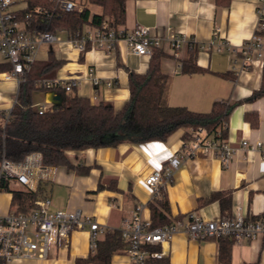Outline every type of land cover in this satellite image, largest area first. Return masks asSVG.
I'll return each mask as SVG.
<instances>
[{
  "label": "crops",
  "instance_id": "obj_1",
  "mask_svg": "<svg viewBox=\"0 0 264 264\" xmlns=\"http://www.w3.org/2000/svg\"><path fill=\"white\" fill-rule=\"evenodd\" d=\"M27 2H20L17 8L24 10ZM86 8L93 14L102 13L100 6L89 1ZM125 9L126 22L122 27L126 30L142 26L152 34L183 35L197 43L195 58L200 67L208 69L205 73L182 72V61L191 55L190 47L176 54L167 43L163 45L166 56L162 67L170 77L166 98L169 106L206 113L217 101L237 104L228 121L226 139L237 150L231 163L225 166L219 157L203 149L182 161L165 189L172 222L180 221L182 227L169 243L158 245L159 250H155L165 254L159 264H218L219 242L196 239L187 233L186 226L194 213L212 221L237 213L251 217L264 211V97L248 101L261 88L264 60L241 70V55L235 53L255 34L264 16V0H230L222 5L218 0H127ZM90 28L85 26L83 30ZM64 31L67 30L57 33L63 41L68 38ZM222 42L228 45L218 52L217 46ZM211 43V49L204 48ZM52 56L61 66L51 79L76 80L72 93L89 98L93 104L112 105L116 110L130 100L129 71L145 74L151 60L131 52L124 41L112 52L94 50L84 54L67 44L45 43L37 51L34 64L46 63ZM0 64H7L1 55ZM6 73H0V113L12 110L18 100L19 86L14 79L7 80ZM57 95L54 91L38 90L33 95L34 106L52 110L59 104L55 101ZM251 112L259 115L257 128L245 119ZM184 135L185 130L181 129L166 142L127 140L117 146L68 151L70 162L90 167L89 174L44 166L46 171L39 181L43 198L51 199L52 211L80 209L106 233L121 229L123 219L139 205H145L144 217L151 220L149 203L154 191L146 179L161 171L172 156L184 155ZM244 141L252 145L261 142L262 147L241 149ZM228 192L231 201L225 203L224 210L220 201L207 202L215 194ZM12 199V193H0L1 215L11 211ZM91 253L90 231L77 230L67 248L53 246L47 258L19 259L11 264H77ZM111 264H129L126 251L116 254ZM232 264H264V240L233 243Z\"/></svg>",
  "mask_w": 264,
  "mask_h": 264
},
{
  "label": "built area",
  "instance_id": "obj_2",
  "mask_svg": "<svg viewBox=\"0 0 264 264\" xmlns=\"http://www.w3.org/2000/svg\"><path fill=\"white\" fill-rule=\"evenodd\" d=\"M24 0H0V55L5 63L11 65V70L5 74L7 80L14 79L18 86L27 80L32 65L36 61L37 51L45 43H60L69 45L84 54L88 51L112 52L120 41H124L128 49L139 55L151 58L156 50H161L167 43L176 54L185 47H197V43L183 35L152 34L147 27L139 26L133 30H126L116 26L107 18L98 26H91L87 31H64L68 38L63 41L57 33L41 32L37 26L43 16L50 17L51 12L44 7L23 13L17 5ZM61 12H82L88 5L87 0H52ZM262 19V18H261ZM264 25L259 23L252 39L235 51L241 55V70H248L258 60H264V37L259 33ZM211 43L206 49H211ZM228 43L222 42L217 51L222 50ZM203 48V47H202ZM98 84L97 80H93ZM37 88L52 91L61 87L66 92H73L77 86L76 80L63 81L55 79H38ZM39 114L49 110L45 106H38ZM12 110L0 113V122L6 125L11 120ZM227 126V124L225 125ZM220 136V134H219ZM191 142L183 141L184 155H174L168 164L159 172H155L146 179V184L153 189L156 198H162L166 187L172 181L174 173L179 169L182 161L193 157L197 150L203 149L215 154L225 166L231 163L236 149L226 140L217 139L204 130L192 133ZM262 143L255 145L244 141L241 149L260 150ZM264 160V155L262 156ZM46 171L42 163V155L33 152L22 160H13L3 156L0 162V193L8 189L23 188L30 192H37L39 181ZM28 213L10 211L6 215L0 214V264H11L19 259L38 257L47 258L53 246L65 249L69 246L72 234L77 230L90 231V248L94 253L106 229L93 218L84 216L80 209L52 211L50 198L39 199ZM145 205H139L136 210L122 221L118 231L126 242V253L129 264H154L162 260L163 251L151 248L169 243L181 229L182 223L174 221L164 226L154 227L150 219L144 217ZM186 231L196 239L230 238L234 243L264 240V211L261 214L247 216L237 213L231 218L205 220L198 215L191 214Z\"/></svg>",
  "mask_w": 264,
  "mask_h": 264
},
{
  "label": "trees",
  "instance_id": "obj_3",
  "mask_svg": "<svg viewBox=\"0 0 264 264\" xmlns=\"http://www.w3.org/2000/svg\"><path fill=\"white\" fill-rule=\"evenodd\" d=\"M102 8L101 14H93L89 8L82 12H61L52 0H28L22 10L34 11L44 7L51 12L48 18L39 19L36 27L41 32L58 33L62 30L77 32L85 26H98L108 17L116 26L126 22L127 0H87ZM230 0H218L219 4H228ZM264 25V16L261 19ZM264 36V28L259 31ZM197 48L190 49L191 55L182 61L184 74L205 73L197 64ZM166 54L156 50L151 57L147 73L137 74L129 71L130 100L121 110L112 105L93 104L89 98L66 92L57 87L52 91L61 95V102L52 110L39 114L34 106L33 95L36 91H49L37 88L38 79H51L61 66L53 56L43 64H33L27 80L19 87L18 100L11 113V120L4 125L0 122V162L3 156L13 160H22L30 153L42 155V163L47 167H66L79 175H87L90 167L74 165L67 156L68 151H83L108 146H117L127 140L132 142L163 141L166 142L177 131L185 130L184 140L191 142L192 133L204 130L215 138L226 140L228 121L237 106L224 101L214 103L210 112L198 113L186 107L169 106L166 98L170 86V77L163 71V59ZM11 70L10 64H0V73ZM222 76H228L223 74ZM264 97V65L262 85L248 101ZM252 128L259 125L256 112L245 116ZM227 124V126H225ZM220 134V136H219ZM13 194L11 210L16 213H28L35 208V203L43 198L42 189L30 192L23 188L8 189ZM220 201L223 210L225 203H230L231 192L213 195L207 202ZM151 221L154 227L170 224L173 220L166 192L162 198L149 203ZM218 264H232L233 239L219 238ZM126 242L119 231L106 233L98 243L97 250L86 259H79L77 264H111L113 257L126 249ZM152 250H159L156 246ZM161 260L154 261L155 264Z\"/></svg>",
  "mask_w": 264,
  "mask_h": 264
},
{
  "label": "water",
  "instance_id": "obj_4",
  "mask_svg": "<svg viewBox=\"0 0 264 264\" xmlns=\"http://www.w3.org/2000/svg\"><path fill=\"white\" fill-rule=\"evenodd\" d=\"M61 100H62L61 95H57V96L55 97V101H56V102L60 103Z\"/></svg>",
  "mask_w": 264,
  "mask_h": 264
},
{
  "label": "rangeland",
  "instance_id": "obj_5",
  "mask_svg": "<svg viewBox=\"0 0 264 264\" xmlns=\"http://www.w3.org/2000/svg\"><path fill=\"white\" fill-rule=\"evenodd\" d=\"M23 5V3H21ZM16 160V159H15Z\"/></svg>",
  "mask_w": 264,
  "mask_h": 264
}]
</instances>
